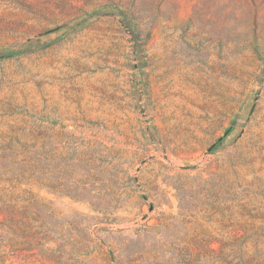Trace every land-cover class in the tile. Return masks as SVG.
I'll use <instances>...</instances> for the list:
<instances>
[{
  "label": "rangeland",
  "instance_id": "rangeland-1",
  "mask_svg": "<svg viewBox=\"0 0 264 264\" xmlns=\"http://www.w3.org/2000/svg\"><path fill=\"white\" fill-rule=\"evenodd\" d=\"M13 129L98 205L0 179V264H264V0H0Z\"/></svg>",
  "mask_w": 264,
  "mask_h": 264
},
{
  "label": "trees",
  "instance_id": "trees-1",
  "mask_svg": "<svg viewBox=\"0 0 264 264\" xmlns=\"http://www.w3.org/2000/svg\"><path fill=\"white\" fill-rule=\"evenodd\" d=\"M46 136L47 132H39L31 137L29 133L14 129L1 133L0 179L17 184L47 186L53 192H60L75 201L87 202L96 208L98 203L85 191L83 181L73 179L74 183L70 185L67 180L74 178L77 170L86 169L92 164L99 142L95 143L77 129L73 132H55L51 136L55 137L51 143ZM87 176L90 178L91 175Z\"/></svg>",
  "mask_w": 264,
  "mask_h": 264
}]
</instances>
